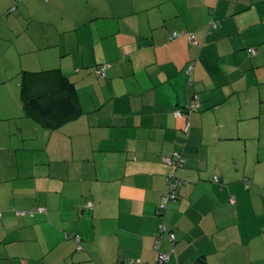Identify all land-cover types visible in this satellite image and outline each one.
Masks as SVG:
<instances>
[{
	"label": "crops",
	"instance_id": "0c3cea01",
	"mask_svg": "<svg viewBox=\"0 0 264 264\" xmlns=\"http://www.w3.org/2000/svg\"><path fill=\"white\" fill-rule=\"evenodd\" d=\"M5 19L0 264H155L162 222L167 264H264V0H0ZM51 68L73 115L23 99L22 71Z\"/></svg>",
	"mask_w": 264,
	"mask_h": 264
},
{
	"label": "trees",
	"instance_id": "16d2710c",
	"mask_svg": "<svg viewBox=\"0 0 264 264\" xmlns=\"http://www.w3.org/2000/svg\"><path fill=\"white\" fill-rule=\"evenodd\" d=\"M15 8H16V4L9 11L14 10ZM213 12H214V9L212 10V13ZM219 24H220L219 21L212 17L211 20L208 22V28L210 30L215 29L219 26ZM183 34H187L191 42H193L191 38H194L196 40L193 33L185 32L182 30L181 31H174L171 34V38L174 39V38H177ZM193 43H197V40H196V42H193ZM248 51L251 54H254V53H256V48H254V47L248 48ZM104 65L105 64H102L101 67H96L94 69V72L100 77H104L106 75V69H105V75L102 76L99 73V70ZM189 71H191V66H190ZM21 75L23 78V91H22L23 99L26 101L28 98V101H29V98H32V100H35L36 103L38 102L37 104L39 106V111H40L41 116H46V115L51 114L57 110L62 111L67 116L73 115L77 112V109H78L77 104H76V102L73 98V95H72V91L74 89V83L69 79V77H67L61 71L60 68H51V69H45V70H40V71L23 70ZM26 103L31 104L30 102H26ZM193 107H194L193 105H189L188 106V112H191ZM177 110L183 111V109H177ZM183 113H184V111H183ZM189 127H190V125H189ZM186 131L188 132L189 128ZM173 152L169 155H172ZM182 157L185 161V158L183 155H182ZM168 165L171 168L170 171H172V169L176 168V167H172L170 164H168ZM180 165H182V163L179 164V166ZM170 171L167 172V175ZM219 180H220V176H219ZM166 182H167V176H166ZM167 188H168V185H167ZM90 202H93V201H90ZM89 203H88V205H89ZM88 205H87V207H89ZM34 208L38 209V208H44V207H34ZM34 208H32L30 211H28V213L30 215L33 216L36 213H43V212H39V211L33 212L32 210ZM158 209H161V208L158 207ZM166 209L159 211V212L164 213L166 211ZM44 212H46V210ZM170 230L173 231L172 229H170ZM158 232H159V229H158ZM74 237L79 238V241H78L79 247L82 248L81 244H80V242H81L80 235H75ZM156 237H157V235H156ZM156 237H155V239H156ZM155 239H154V241H155ZM153 245H154V243H153ZM161 249H162V246H161Z\"/></svg>",
	"mask_w": 264,
	"mask_h": 264
},
{
	"label": "built area",
	"instance_id": "2783aa9c",
	"mask_svg": "<svg viewBox=\"0 0 264 264\" xmlns=\"http://www.w3.org/2000/svg\"><path fill=\"white\" fill-rule=\"evenodd\" d=\"M191 39L193 42H196V40L194 38H191ZM106 67H107V65H104L99 70L100 75H102V76L105 75ZM175 115L177 117H181V116H183V111L177 110L175 112ZM189 125H190V123H189V121H187V125L185 127L186 130L189 128ZM163 160L165 162H167L168 164H170L172 167H178L179 164L184 162L182 154L178 151H174L172 155L163 157ZM214 179L216 181H218L219 176L215 175ZM181 184H182V181L177 176L176 172L174 170L170 171L167 175L168 188L162 196V201H161V204L159 206L161 209H159V211L166 209L171 202H173L177 199L178 193H179V188H180ZM232 201H234V199ZM88 206L92 207L93 202H90ZM32 211L33 212L34 211L44 212L45 208H38V209L34 208ZM19 213H21V212H19ZM165 236H168V239L171 241H174L176 239L175 233L168 228V226L166 225L165 222H162L159 225V232L157 234V237H156V239L154 241V245H153L154 251L157 253V261L155 264H167V262L169 260L170 253L161 249L162 241H163V238ZM76 239H77V241H79L78 237ZM130 262L140 263V260L131 259Z\"/></svg>",
	"mask_w": 264,
	"mask_h": 264
},
{
	"label": "rangeland",
	"instance_id": "374dc122",
	"mask_svg": "<svg viewBox=\"0 0 264 264\" xmlns=\"http://www.w3.org/2000/svg\"><path fill=\"white\" fill-rule=\"evenodd\" d=\"M6 21H7V20L5 19V20H3V21L1 22L0 33H3L4 31H7V29H6L7 22H6ZM11 71H12V70H11ZM5 72H6V68L3 67V62L0 61V78L6 76V75H5ZM12 72H13V71H12ZM12 72H9V73H12ZM10 77H14V75H11Z\"/></svg>",
	"mask_w": 264,
	"mask_h": 264
}]
</instances>
